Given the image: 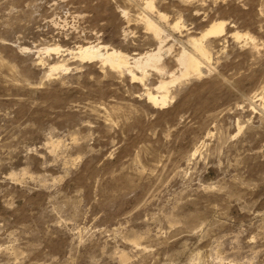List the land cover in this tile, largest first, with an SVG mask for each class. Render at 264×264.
Wrapping results in <instances>:
<instances>
[{
  "label": "rangeland",
  "instance_id": "1",
  "mask_svg": "<svg viewBox=\"0 0 264 264\" xmlns=\"http://www.w3.org/2000/svg\"><path fill=\"white\" fill-rule=\"evenodd\" d=\"M147 1L0 0V264H264V0ZM145 15L169 74L79 59L156 49Z\"/></svg>",
  "mask_w": 264,
  "mask_h": 264
},
{
  "label": "bare ground",
  "instance_id": "2",
  "mask_svg": "<svg viewBox=\"0 0 264 264\" xmlns=\"http://www.w3.org/2000/svg\"><path fill=\"white\" fill-rule=\"evenodd\" d=\"M146 7L148 9H153V2L151 0L147 1ZM124 14L126 15V13ZM158 14L160 18H164L163 14ZM144 21L147 29L150 30L154 34V37L158 39L157 41H159V45H157L158 47L154 50L139 54L135 53L134 56H131L114 47L108 48L106 45L87 43L79 46L76 54L82 62L100 61L104 66H108L112 70L126 71L134 81H144L149 76L150 70H154L160 75L169 74L162 65V58L164 56L163 53L166 51L164 49V43L166 42V39L163 37L164 30L158 22L151 19L148 15L144 16ZM178 24L179 23L175 24L176 29L179 26ZM225 26V22L216 21L209 24L199 37H192L191 40H189V43L194 50L182 47V50H180L177 54L178 56L176 61L179 65L180 76L178 75L177 77L174 73H171L172 79L170 81L162 79L159 84L155 86L156 93L151 91L149 88H146L145 95L147 96L148 101L153 103L154 106L166 104L170 93L168 85L174 83L179 78L187 77L192 73L201 74L200 68L201 66H204L202 64L205 63V65L208 66L204 59H211L209 51L205 47L204 40L210 37L221 36L223 32H225ZM234 36L237 39L243 37V35L238 32L234 33ZM58 49L59 47H54L48 48L47 50H51L53 52L56 51L57 53ZM168 49L170 50L171 47ZM69 68L70 67H66L64 64H55L51 66L50 71L55 72L56 70H61L68 72ZM136 72H139L140 75Z\"/></svg>",
  "mask_w": 264,
  "mask_h": 264
}]
</instances>
